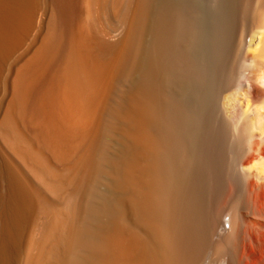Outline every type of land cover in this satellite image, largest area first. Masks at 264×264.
Returning <instances> with one entry per match:
<instances>
[{
    "label": "bare ground",
    "instance_id": "6f19581e",
    "mask_svg": "<svg viewBox=\"0 0 264 264\" xmlns=\"http://www.w3.org/2000/svg\"><path fill=\"white\" fill-rule=\"evenodd\" d=\"M39 1L0 0V59L40 26ZM46 1L53 14L34 50L20 55L0 126L12 132L19 118L31 129L38 149L16 151L29 158L33 177L54 201L62 200V209L53 210L56 204L10 161L16 172L0 176L6 186L0 184V264H263L264 238L253 220L264 208V0L238 6L232 45L226 43L230 13L222 11L213 33L218 49L203 71H193L200 110L192 119L205 125L214 161L222 157V178L214 179L207 197L193 172L201 160L194 148L199 129L165 92L171 78L163 61H170L175 44L176 16L165 7L155 18L152 12L167 0ZM117 31L120 42L109 43L106 37ZM247 37L257 39L254 48ZM119 79L130 81L133 91L112 107ZM109 116L122 131L117 158L112 149L104 153L103 139L111 136L103 135L104 125L115 133ZM6 131L0 138L10 140Z\"/></svg>",
    "mask_w": 264,
    "mask_h": 264
},
{
    "label": "rangeland",
    "instance_id": "374dc122",
    "mask_svg": "<svg viewBox=\"0 0 264 264\" xmlns=\"http://www.w3.org/2000/svg\"><path fill=\"white\" fill-rule=\"evenodd\" d=\"M242 1H245V0H240V1L239 0H167L166 1V3H168L167 5L160 3V5H158V7L156 6L155 10L152 12V16H153V18H155L158 15V13L161 12L162 7H165V8H163L164 10L165 9H168V11H170V13L172 14L173 17L176 16V18L175 17L174 18L172 17L173 20H174V22H176V29H177V30L175 29V32H174V36H175V39H176L175 40V44L170 49V51L168 53V56H169V60L170 61L167 62V60H165V59L163 61V63L166 65V71H167L169 77L171 78L169 84H167L166 87H165V92H167V93L171 94L172 96H174V98L176 100L180 101L185 106L187 113L191 117V119L189 118V123H190L191 127H193V126L195 127L196 126L195 125L196 122L193 121L192 118L200 110V101L198 99L197 92H196L197 86H198V82H197V79H196V77H195V75L193 73L194 68L197 67V69L199 71H203V69L205 68V66L209 62L210 57L213 56V54L218 49V45L214 43L213 33H214V30L218 27L220 21L223 19L221 17V14H222V11H224V10H226L227 12L229 11V13H230L229 21H230V30L231 31H230V37L226 40V43L229 44V45H232V44L236 43L237 33H238L239 29H240V14L238 12L239 11L238 10V6L241 4ZM161 2H163V0ZM50 4L51 3L49 1H46V0H44V1L40 0L39 1V6H40L39 13L40 12L42 13V15H43L42 18H44V19H42V21L40 23V26L38 24L37 28L35 27V30H34L33 34L30 35L32 38L29 36V39H26L25 40V43L27 45L23 43L22 47H19L17 49L15 48L16 51L15 50L14 51L17 52V53L15 54L14 51H13L8 56L9 58L7 57L8 59L6 57L3 58V59H0L1 60V62H0V70L2 71V72L0 71V77H1V79H0V121L2 120V122H3V119L5 117V116L3 117V114L5 113L4 111H6V113H7V110H8L7 109L8 108L7 106L10 103V101H7V100H11L10 99V96L13 94V92H10L9 93V91H14V90H11L12 89V84L15 82V79L13 80L12 75L17 74V71L19 69L18 66L20 65V64H17V63H21L20 57L23 56V54H25V53H27L29 55L28 51L29 52H32L34 50V47L32 45L33 44V41L34 40H37L36 43L38 44V41L40 39V36H39L40 32H42V34L44 32H46V29H47V26H48L47 25V22H49V19L51 17V14H53V10L51 9L52 8V5H50ZM49 6H51V7L49 8ZM44 8H45V10H44ZM47 8H49V10ZM229 8L230 9L233 8V9H231V11H230ZM177 12H179L180 14H178ZM181 14H183V15H181ZM177 17H179V18H177ZM46 18H48V19H46ZM180 18H181V20H180ZM177 20H178V22H177ZM194 23L196 25V28L193 27V26H195ZM198 23L201 26H199ZM189 26H192L193 29L195 28L194 30H196L195 32L197 34H195V32H194L193 33L194 34V37L193 36L191 37L192 33H189ZM198 27H200V28H198ZM198 30H199V32H197ZM177 34H178V36H176ZM34 38H36V39H34ZM121 38H122V32L121 31H117V33L116 32H115V34L112 33L110 36L106 37V40L108 42L110 41L109 43H112V44L115 43L116 44L117 42L118 43L120 42ZM193 40H196L197 42L196 41H193ZM250 40H251L250 37H247L245 39V43L247 45L250 44L251 47L254 48L256 46V44H257V39L252 38V41H250ZM151 41H152V34L149 31V32H147L144 35V42H145V44L149 45L151 43ZM254 41H255V43H254ZM249 42H251V43H249ZM214 47H216V48H214ZM18 49H21V50L19 51ZM5 61L7 62L6 64H5ZM12 68L14 70V73H13ZM15 70H17V71H15ZM133 76H134V78H136L137 77V74L135 73V74H133ZM14 78H15V75H14ZM10 80L13 83H11ZM123 80L124 79H119L115 83L116 86L113 85V89L112 90L114 92L112 91V95H111V99H110L112 101V103L110 101L111 106H112V104H114L116 106V103H117L116 101L119 102L120 99H121L120 101L123 102V100L125 99V97L126 98H127V96L130 97V92L133 91V87H132L131 82L130 81H127L126 82V80H124V81ZM119 81H121V82H119ZM8 85H10L9 88H8ZM129 87H132V90H131V88L129 89ZM13 89H14V84H13ZM125 92L126 93L128 92V93L125 94ZM114 95H115V97H114ZM12 97L13 96H11V98ZM195 98H197L196 101H195ZM121 102H119V103H121ZM5 108H6V110H5ZM204 114L205 113H202V115H204ZM110 118H114V117H110ZM18 119L16 118V120H15L16 121L15 122V126H17L18 128L21 129L20 132L17 131V132L20 133L19 135H18V133L17 134L15 133L16 132L15 130H17L16 129L17 127H15V130L12 131L14 133H12L11 131L8 132L5 129H2L3 126L2 127L0 126L1 127L0 131H2V130H3V132L6 131L5 134L2 132V134H4V136H8L9 137V135L11 134L10 135V138L11 139L9 138L10 140H8L5 137L8 141L5 140V138L3 139V137H2V139L0 138V170L2 171V174H0V176L1 175H5L4 173H6L8 170H12L13 172H16L17 171V168H19V170L17 171L18 174L21 173V175H19V176L22 177V179L24 181H26L28 185L30 183L31 185H29V186H32L33 188H36L37 190H39L44 195V197L47 199V201L49 203H52L53 202L52 205L53 204H56V205H54L55 207L53 208V210L61 211V209H62V207H61L62 206V204H61L62 200H60V199L57 200L58 198L55 195H52L51 193H48V191H46L41 184L37 183L38 179L35 178V177H33V172H34L33 170L34 169H33V166L29 162L30 161L29 158L26 157V155H25V158L23 157L24 155L22 156L23 158L20 157V153H22L21 150H24L25 148L29 149L28 147L33 148L32 146H34V149H38V146H37L38 144L36 145L37 142L35 141L34 136L32 135V133L29 132V131H31V129L29 130V127L25 123H23V124H25L26 126L25 125L24 126L26 128H28V129H26L24 126H22V128H21L20 126L23 125V124H21L22 121H18ZM114 119H113V121H114ZM19 120H21V119H19ZM115 120H116V122H113L112 126L113 125L115 126V124H117V120L118 119H115ZM17 121L19 122V124L17 123ZM111 121L108 124L112 123ZM202 123L203 122H201V125L200 124L198 125V123H197V126L196 127H197V130L198 129L199 130L197 131V136H196L195 141H194V145H195L194 148L196 149L197 153L199 152L198 155H197V157H200L201 160L198 161V159H197V161H196V163H195V165L193 167L194 168L193 169V172L199 178L200 191L202 193L204 192L203 194L207 197V195L211 192V188H212L211 186H213V183L212 182H214V179L216 177H218L219 174H222L223 175V172H221V170H222L221 169L222 168L221 167L222 157L219 156V158L217 159L216 162L212 158L213 157V154H212L211 144H210L209 138L207 136V133L205 132L206 131V127ZM119 124H120V121L116 125V128L118 126H120ZM1 125H2V123H1ZM23 127H24V129H23ZM104 127H105L104 130H105L106 133H104L103 135H106L107 132H108L113 137V139H111L112 138L111 136H110L111 138L109 136H106L103 139L104 142H106V143L109 142L108 143L109 145L105 143V145L107 146V148H105L106 151L104 153L105 154H109L108 153L109 150L112 149V151L110 152L109 155L112 156L111 153H115L117 151L114 154V157L117 158V153L119 152V150L121 148V147H118V146H120L118 143H120L122 141V139H123L122 136H121L122 138L121 137L119 138L120 141L117 139V137H119L121 135V133H122L121 128H120L121 126L118 127L119 129L117 128L118 130L115 127L114 128L116 130L113 127L111 128V131L114 130L115 133H113V132L111 133L110 131H108L107 130L108 129L107 126L104 125ZM201 129H203L205 131L203 132V130H201ZM23 130H25V131L22 132ZM7 132H8V134L9 133L10 134L7 135L6 134ZM26 132H27V135L28 134L31 135V136L28 135L27 139L25 138L26 135L23 136L24 134H26ZM118 133L120 135H118ZM205 133H206V135H205ZM257 133H259V132H257ZM259 134H261V133H259ZM0 135H1V132H0ZM20 135H21V137H19ZM116 135H118V136L116 137ZM1 136H3V135H1ZM108 137H109V139L107 141L106 138H108ZM24 138H25L26 145L24 144L25 143L24 142ZM30 138H31L32 142H31ZM21 139L24 142V143L22 142V144H21V141H22ZM3 140H5V142ZM11 140L12 141L18 140V141H16L17 143L16 142H12L13 147H10L11 149H9L8 147L11 144V143H9V141L11 142ZM33 140H34V142H33ZM255 140H257V139H255ZM6 141L9 143L8 145H7V142ZM111 142L112 143L116 142V145L113 144L112 147H111V144H112ZM28 143H29V146H28ZM17 144H19V145H17ZM23 145H24L25 148L22 147ZM108 146L110 147V149H108L109 148ZM115 146L117 148H119V150H115V148H114ZM16 147H18L20 149V153L18 152L19 149H17ZM12 148H15V150H12ZM16 150H18V151H16ZM11 151L12 152L16 151L17 154H12ZM201 153H203V154H201ZM16 156H18V158ZM45 156H47V155H45ZM209 160L211 162V165H210ZM10 161L13 162L14 165ZM201 161H203V162H201ZM7 165H8V167H7ZM12 165L14 166V168H13ZM15 165H16L17 168L15 167ZM53 165H54V163H53ZM257 165H258V163H257ZM10 166L13 169L16 168L15 169L16 171H14ZM254 166H255V164H254ZM9 167H10V169H9ZM207 169H208V171H207ZM219 169H220V171H219ZM197 171H199V172H197ZM209 171L210 172L212 171V172L210 173ZM204 172H207V173H204ZM215 172H217V174ZM61 174H64V173L61 172ZM65 174H64V176H65ZM214 174H215V176H214ZM205 175H207L209 177L206 178ZM219 176H220V178H222L221 175H219ZM0 178H2L0 180L1 181L0 184H2V181H4L3 184L5 185V177L2 176ZM200 179H202L203 181L200 180ZM210 180H211V182H210ZM252 181H254V180H252ZM92 183L95 184L94 179L92 180ZM98 183L99 182H97V186L100 185V183L99 184ZM208 183H212V184H208ZM103 184L104 183L102 182L101 185H100V187H98V188H100V190L101 189L102 190L107 189V187H105L106 184H104V185ZM4 185L2 187H5L6 188V186H4ZM249 194L250 193H247V198L249 197V199H251L252 198V195L251 194L249 195ZM54 198H57V199H55L56 201H54ZM257 217H255L253 221L258 224V234L260 235V237L264 238V208H263L262 212H260V214ZM39 218L40 219H38V220L40 222L43 221V220H45V217L44 216H41ZM225 226L227 227V224ZM130 229L131 230L133 229L132 231H136L137 230L133 226ZM263 253H264V251H263ZM263 264H264V255H263Z\"/></svg>",
    "mask_w": 264,
    "mask_h": 264
}]
</instances>
